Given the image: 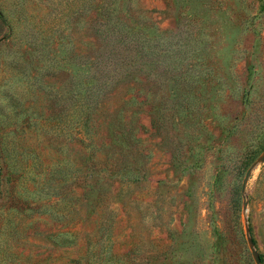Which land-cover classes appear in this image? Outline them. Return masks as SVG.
Here are the masks:
<instances>
[{"label":"rangeland","instance_id":"374dc122","mask_svg":"<svg viewBox=\"0 0 264 264\" xmlns=\"http://www.w3.org/2000/svg\"><path fill=\"white\" fill-rule=\"evenodd\" d=\"M0 264H264V0H0Z\"/></svg>","mask_w":264,"mask_h":264}]
</instances>
